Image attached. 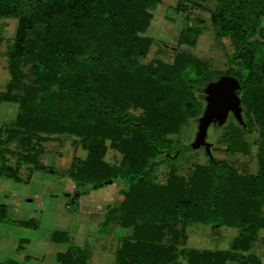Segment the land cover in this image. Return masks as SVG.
I'll use <instances>...</instances> for the list:
<instances>
[{"label":"trees","instance_id":"trees-1","mask_svg":"<svg viewBox=\"0 0 264 264\" xmlns=\"http://www.w3.org/2000/svg\"><path fill=\"white\" fill-rule=\"evenodd\" d=\"M159 1L0 0V18L18 20L9 49L11 83L0 90V103L17 100L19 104L14 120L0 126V177L20 181L23 164L27 174L49 169L40 163L42 148L35 142L54 134L75 135L72 141L87 152L84 159L75 157L79 162L68 166L70 181L81 187L103 178L122 184L123 199L118 206L107 205L97 228L105 235H114L115 227L131 229L127 235L118 234L114 264H180L179 257L188 264H264L253 254L242 253L250 247L256 228L264 226V0H217L210 10L215 34L227 37L232 46L225 70L211 69L194 55L179 53L172 64L155 66L161 72L153 75L155 69L148 70L133 55L140 44L136 32L147 24L143 9ZM184 1L199 7L197 0ZM54 26L59 30L55 29L38 57L26 37ZM201 32L199 25L186 26L177 43L194 46ZM88 33L103 34L116 51L100 48L101 57L96 60L78 57L80 48L69 39L75 41ZM32 58L42 60L46 69L34 82L45 83L47 91L53 92L40 107H33L25 96L8 93V87L22 77L20 64ZM123 58L127 64L119 66ZM223 74L239 81L240 105L256 138L248 143L231 116L220 139L229 154H248L255 145L256 173L244 175L233 163L215 159L200 167V173L188 182L178 176L164 184L155 182L162 149L170 151L177 144L166 135L196 123L204 110V86ZM123 75L133 89L123 86L122 94L117 83ZM136 107L142 113L133 112ZM12 140L18 148L6 147ZM105 140H111L120 154L118 159L105 160ZM12 157L14 164L10 163ZM87 191L82 188L79 194ZM5 212L6 205L0 204V222L5 220ZM191 223L236 226L246 231L227 250L190 248L184 244L185 228ZM17 224L35 228L38 220L31 217ZM49 238L55 243L69 240L61 229L52 230ZM25 240L20 239V244ZM90 253L85 245L69 244L54 257L57 264H88ZM29 260L25 254L22 260L7 257L0 264H30Z\"/></svg>","mask_w":264,"mask_h":264},{"label":"rangeland","instance_id":"rangeland-1","mask_svg":"<svg viewBox=\"0 0 264 264\" xmlns=\"http://www.w3.org/2000/svg\"><path fill=\"white\" fill-rule=\"evenodd\" d=\"M197 3L199 7H194L184 0H160L154 7L143 9L145 12L143 18L147 20V24L142 30L136 32L140 38V44L133 56L148 70L155 69L153 75L161 72L156 70L155 66L172 64L179 53H190L197 59L203 60L211 69L223 71L228 67L227 55L232 50V46L227 37L220 38L215 34L210 22V10L215 7L217 0H197ZM17 21L14 17L0 18V90H5L11 79L9 49L16 32ZM261 21L264 24V18ZM189 25H199L202 32L196 37L194 46L179 45L177 36L182 28ZM55 29L58 28L54 26L37 33L32 31L26 37L30 39L29 45L34 46V53L38 57H41L44 44L51 42ZM69 40L79 46L78 57L83 55L96 60L101 57L100 48L105 50L114 48L112 52L117 49L110 47L113 44L101 33L94 36L88 33L75 41H73L74 38ZM112 52L104 57L105 61L109 60ZM126 60V58L120 60L119 66L127 64ZM45 70L43 61L39 58H32L21 63L19 72L22 77L16 82L17 84L12 83L13 85L8 87V93L17 94L19 97L25 96L33 107L42 106L41 101H48L53 92L47 91L45 83L37 84L34 79L41 73L40 71ZM117 85L118 91L122 94L124 93L121 89L123 86H129L130 90L133 89H131L133 84L124 75L119 78ZM202 98L205 108L208 101L204 92ZM132 110L136 114L142 113L140 107L132 108ZM18 111L17 100L2 101L0 103V126L14 120ZM243 113L244 108L240 105L239 117L228 112L221 123L217 120L209 123L205 137L208 143L207 148L194 143L198 120L201 116L196 123L192 122L176 133L167 134L166 137L174 142L177 141V144L170 151L162 149L158 157L160 162L154 172L155 182L164 184L175 176L188 182L192 176L200 173V167H205L215 159L233 163L244 175L255 174L257 171L255 145L250 146L248 154H229L225 150L226 143L220 139V131L231 116L234 122L243 129L244 138L248 143L256 138V133L249 131ZM52 136V138L48 136L41 141L33 139L36 141L35 145L42 148L39 155L40 163L43 166H49V169L41 168L34 170L32 174H27V167L23 164L20 169L22 173L20 181L0 177V203L6 205L5 220L0 222V262L7 257L22 260L25 254H29L30 264H57L55 253L65 250L69 244H77L85 245L90 249L88 264H114L118 234L127 235L131 229L115 227L114 235H105L99 229L97 231V228H100L99 222L107 205L118 206L123 199L119 189L122 188V184L118 181L111 183V178H103L101 182L92 184L89 182L82 187L74 184L68 177V166L71 162L77 161L75 157L79 160L84 159L87 151L80 143L72 141L77 138L75 135L65 133ZM15 144L12 140L6 144V147L18 148ZM104 145L105 160L113 161L120 157V154L111 146V140H105ZM173 158L175 160L171 163L170 159ZM14 161L15 158L12 157L10 163L14 164ZM101 183L102 185H98ZM82 188L88 189L87 193L79 194ZM261 212L264 216V206ZM31 217L38 220L37 227L17 224L19 220ZM250 226L245 228L249 229ZM57 228L67 232L69 236L67 242L55 243L50 240L51 231ZM240 229L229 225L191 223L185 228L184 245L197 249L227 250L236 237L246 231L244 228ZM252 238L250 244L248 243L250 247L246 251L242 250V253L248 256L253 254L264 263V226L256 228ZM20 239H26L25 243L21 245ZM17 246L23 249L17 251ZM178 260L180 264H188L186 259L179 257Z\"/></svg>","mask_w":264,"mask_h":264},{"label":"water","instance_id":"water-1","mask_svg":"<svg viewBox=\"0 0 264 264\" xmlns=\"http://www.w3.org/2000/svg\"><path fill=\"white\" fill-rule=\"evenodd\" d=\"M239 90V81L227 74L206 83L203 92L208 103L198 120V130L194 141L196 145H204L207 148L208 143L205 141V137L209 123L216 120L221 123L225 120L228 112H232L235 117H239L241 104ZM99 185H102V183Z\"/></svg>","mask_w":264,"mask_h":264},{"label":"crops","instance_id":"crops-1","mask_svg":"<svg viewBox=\"0 0 264 264\" xmlns=\"http://www.w3.org/2000/svg\"><path fill=\"white\" fill-rule=\"evenodd\" d=\"M0 204H3V203H0ZM58 229V228H57ZM22 240V239H21Z\"/></svg>","mask_w":264,"mask_h":264}]
</instances>
